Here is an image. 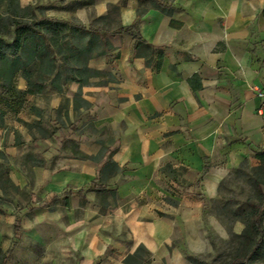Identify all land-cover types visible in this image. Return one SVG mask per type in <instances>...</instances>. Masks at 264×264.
<instances>
[{
  "label": "crops",
  "instance_id": "crops-1",
  "mask_svg": "<svg viewBox=\"0 0 264 264\" xmlns=\"http://www.w3.org/2000/svg\"><path fill=\"white\" fill-rule=\"evenodd\" d=\"M19 1L62 5L59 20L87 28L137 23L153 51L108 32L87 84L0 105V170L28 197L1 205L0 247L18 220L29 242H75L89 264L205 251L202 199L264 151V0Z\"/></svg>",
  "mask_w": 264,
  "mask_h": 264
},
{
  "label": "trees",
  "instance_id": "trees-1",
  "mask_svg": "<svg viewBox=\"0 0 264 264\" xmlns=\"http://www.w3.org/2000/svg\"><path fill=\"white\" fill-rule=\"evenodd\" d=\"M8 7L6 11L2 8ZM47 7L38 4L22 6L19 0H0V105L9 106L11 103L19 105L28 95L42 94L47 88L62 91L72 82L87 84L91 75L96 72L89 68L92 58L104 56L113 50L108 32L112 35L126 33L134 37L135 53H151L152 46L141 40L136 32L138 24L131 27H118L115 31H106L89 26V28L74 22L53 18H41ZM105 18L96 20L103 24ZM19 77L27 81V90H20ZM261 166L264 167V151L256 153ZM246 164L243 163L242 165ZM110 168L118 171L114 162ZM238 171V170H237ZM236 171V172H237ZM235 172V173H236ZM256 221L260 238L256 242L254 251L259 246L263 232ZM142 254L150 257L149 252L139 247L134 255L125 258L126 264H152L149 261H136ZM3 256L0 264H5ZM233 264H250L246 261H236ZM252 264V263H251Z\"/></svg>",
  "mask_w": 264,
  "mask_h": 264
},
{
  "label": "rangeland",
  "instance_id": "rangeland-1",
  "mask_svg": "<svg viewBox=\"0 0 264 264\" xmlns=\"http://www.w3.org/2000/svg\"><path fill=\"white\" fill-rule=\"evenodd\" d=\"M54 4V3H53ZM52 3L40 5L47 7L41 18L58 19L63 13L62 5ZM56 4V3H55ZM7 6L2 8L3 11ZM55 15L57 18L50 16ZM59 20V19H58ZM19 82V81H18ZM22 84V82L20 83ZM9 166V163L6 162ZM5 168L0 170V188L8 194L0 198L2 204L19 207L28 200L25 193H19L5 174ZM8 174V173H7ZM22 201L21 203H19ZM205 246L199 248L203 252L184 251L185 264H233L236 261H246L252 264H264V167L246 163L238 171L226 178L219 186V193L215 199L205 200ZM31 209V205L29 206ZM19 219V217H17ZM259 221L263 237L259 248L254 251L256 242L260 238L256 221ZM13 233L7 234L4 244L0 247V261L6 256L5 264H89L76 247L75 242L51 241L45 244L29 242L23 236V229L17 220ZM52 228V227H51ZM51 228H48L49 232ZM8 235V236H7ZM50 239L53 237L51 235ZM148 256L142 254L136 261H147ZM99 261L96 260L95 264Z\"/></svg>",
  "mask_w": 264,
  "mask_h": 264
},
{
  "label": "built area",
  "instance_id": "built-area-1",
  "mask_svg": "<svg viewBox=\"0 0 264 264\" xmlns=\"http://www.w3.org/2000/svg\"><path fill=\"white\" fill-rule=\"evenodd\" d=\"M259 97L264 99V94H259Z\"/></svg>",
  "mask_w": 264,
  "mask_h": 264
}]
</instances>
